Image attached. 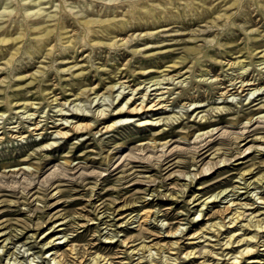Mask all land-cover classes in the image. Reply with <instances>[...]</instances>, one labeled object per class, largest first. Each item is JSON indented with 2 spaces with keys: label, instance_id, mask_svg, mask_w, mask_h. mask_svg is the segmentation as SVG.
Segmentation results:
<instances>
[{
  "label": "rangeland",
  "instance_id": "1",
  "mask_svg": "<svg viewBox=\"0 0 264 264\" xmlns=\"http://www.w3.org/2000/svg\"><path fill=\"white\" fill-rule=\"evenodd\" d=\"M53 3H59V0H53ZM231 3L232 0H220L211 11L197 12L191 19L176 17L171 23L144 24L139 22L144 17L139 16L138 22L132 25L115 22L114 17L122 12L105 11L98 16L101 6L96 5L97 11L88 13L90 20L84 25L90 26L93 32L90 40L95 47H83L79 43V34L83 32L81 22L67 14H60L55 22L44 17L25 22L15 15L0 22L7 25L0 31V37L8 41L0 45V113H9L5 131L0 132V136H4L0 141V182L4 185L0 186V233H3L0 241L11 237V243L9 241L0 256V264H6L15 246L32 236L39 239V244H46L69 233L74 234L67 241L43 249L45 254L55 253L43 264H57V261L65 264L64 254L76 255V245H91L92 252L113 258L112 264L123 261L135 264L141 255L131 251L139 247L131 241L141 233L136 226L137 218H143V227L149 230L143 235L151 248L153 244L165 245L164 251L169 254L168 246L172 242L178 244L171 256L178 264H264V231L260 230L254 242L245 240L253 234L251 225L264 221V204L251 195L256 192L264 199V183L262 186L255 183L264 175V127H261L264 125V92L250 99L252 91L240 93L239 107L230 98L221 99L223 96L220 95L231 87L232 80L244 79L264 87V70L259 68L264 64V55H260L264 53V17L253 18L249 23V28L259 27L260 31L242 30L239 25L244 23V18L231 15L235 11L229 7ZM2 6L3 0H0V8ZM35 8L36 5L30 4L23 10L34 11ZM136 33H141V37L126 49L123 42ZM117 41L120 46L113 50ZM128 49L142 51L136 53ZM197 57H200L199 62L194 64ZM190 70L193 75L208 77L214 83L193 81L186 89L173 88L166 83L165 86L173 88L174 93H180L171 102V107H179L184 102L204 106L195 111L191 109L186 121L172 125L162 134L153 135L165 127L158 121L172 115L165 108L122 119L129 123L103 133L99 138L103 140L102 144L97 143L89 132H82L63 138V142L55 147H44L58 139L53 134L61 127L59 123H52L53 120L75 121L74 118L80 117L89 122L93 120L91 116L78 113L53 115L49 101L58 97L60 105L70 101L83 103V97L79 101L73 98L89 87H94L92 95H97L109 84H115L117 79L136 86L162 78V75L183 79ZM5 80L8 82L2 83ZM144 91L140 89L136 98L124 95L113 109L122 106L128 97L139 103ZM149 94L153 98V93ZM33 104H39V108L32 107ZM55 106L58 105H52ZM95 107L101 105L96 103ZM209 107H223L228 111H217L210 118L201 120L204 122L191 118ZM22 108L38 114L32 121H20L16 113ZM46 112V122L40 126ZM117 120L111 116L98 121L91 132H99L103 125ZM142 120H148L149 124L137 126V121ZM17 122L21 127L13 131L12 124ZM25 124L28 127H24ZM35 124L39 130L33 131L31 128ZM242 125H246V129H242ZM183 127L188 129L187 140L192 143L184 142L185 134L179 131ZM19 136L27 139L20 142L15 139ZM77 140L81 142L74 145ZM34 151L36 155H31ZM37 158L41 169L37 176L39 184L31 183L28 173ZM62 163L72 166L67 175L60 168ZM77 164L86 167L77 170ZM193 169L192 180L180 175ZM242 176L250 183L247 189L240 179ZM49 181L53 187L47 192V198L41 200V185ZM215 193L218 194L215 202L204 203ZM194 199H198V206L190 204ZM244 204L250 207H244ZM238 213L241 215L236 225L227 224ZM119 217L121 219L115 221ZM153 220L164 221L169 226L161 228L159 223L151 222ZM221 221L226 223L225 226L219 232H211L210 225ZM104 222L114 224V234H120L115 242L108 244L93 236L98 229H103ZM29 224L37 226L28 227ZM74 224L81 227L76 228ZM117 224L123 226L116 228ZM57 228L61 230L56 231ZM50 230L52 232L47 235ZM171 232H176V238H169ZM230 240L236 242L230 243ZM130 241L132 247L125 243ZM223 241L230 244L225 246ZM249 243L253 244L254 251L239 257V252ZM31 248L41 252L34 242ZM189 252L191 254L185 256ZM234 256L238 258L233 260ZM83 264L89 262L84 260ZM144 264L149 261L145 260ZM155 264L163 262L156 260Z\"/></svg>",
  "mask_w": 264,
  "mask_h": 264
},
{
  "label": "clouds",
  "instance_id": "2",
  "mask_svg": "<svg viewBox=\"0 0 264 264\" xmlns=\"http://www.w3.org/2000/svg\"><path fill=\"white\" fill-rule=\"evenodd\" d=\"M220 0H59V3H53V0H3V6L0 8V22L8 20L11 16H21L24 21L34 20L40 17H44L49 21L55 22L60 14H67L71 16L73 19L80 21L83 27V32L80 33V40L79 43L83 47H95L96 45L90 40L91 35L93 32L90 30L89 27H84L90 20L88 13L96 12V5H100L101 9L100 12L97 14L98 16H102L105 11H114V12H122L123 14L120 16H115V22H119L125 25H132L137 23V17L143 16L144 18L140 20V23L144 24H159L161 22H169L171 23L176 17H187L189 19L193 18L195 13L197 12H205L211 11ZM36 5L34 11H24L23 7L26 5ZM15 5V7H13ZM235 9L234 12L231 13L233 16H242L244 18V23L240 24L239 27L244 30L248 29L249 32H258L260 31L259 27L249 28V23L253 18L264 17V0H232L231 5ZM45 9H48L45 12ZM111 22V21H108ZM4 25L0 23V31L3 30ZM141 33H136L134 36L130 35L126 41L123 42V46L127 49L128 45L133 43L134 40H137L141 37ZM143 35H154V33H143ZM8 41L3 37H0V45L6 44ZM107 46V45H104ZM120 46L119 41L113 45V50ZM203 47V46H201ZM139 53L142 49H128ZM260 55H264V53H260ZM91 58V54H90ZM200 57H197L193 63L196 64L199 62ZM186 62V61H181ZM9 68H11V62L8 64ZM94 66V65H93ZM261 70H264V64L259 65ZM105 71L107 69H104ZM15 79L16 77H11ZM196 81L197 83H214L213 80H210L208 77H197L192 74L191 70L187 77L183 79H177L176 77H168L166 75H162V78L153 79L152 81H144L141 82L139 85L133 86L127 80H119L115 84H109L104 92L99 93L97 95H92L95 92L94 87H89L84 89L80 92L79 97H74V101H79L80 97H83L84 102H68L67 104L60 105L59 98L57 97L54 100L49 101V107L51 108V112L53 115L56 114H71V113H78L81 115H88L93 117V120L86 126H77V122L74 120H53L52 123H59L64 125L68 128L74 129L76 131H88L89 135H91L94 139H97V143L102 144L103 140L99 139L103 137V133L105 130L111 131L112 129L120 126L124 123H129V121H122L117 120L114 124L110 125L107 129H101L99 132H91V129L94 128L97 122L109 115L113 114V108L116 104H118L119 100L126 94L130 95L132 98H136L137 92L140 89H144V100L148 99L149 93H153V97H159L161 100H168L169 103H165L163 105L157 103L154 107H164L166 110L172 112L170 117H166L158 121V123L165 125L163 129L159 133H154L153 135L162 134L163 131L168 130L169 127L172 125L180 124L182 121H186L188 117V112L197 107H203L204 105L200 103H189L184 102L180 104L179 107L172 108L171 102L175 100L180 93H174L173 88L179 87L181 89H186L191 86V83ZM8 81H2V83H7ZM170 83L173 88L166 87L165 84ZM239 87V82L234 81ZM95 87H99L96 85ZM159 88L160 92L156 93L153 90ZM259 92H264V87L255 89L251 92L249 99L251 96H255ZM230 98L233 104H237V101L241 99L240 96H231V97H221V99ZM131 101L129 100L128 103ZM99 103L101 105L100 108H96L95 104ZM206 103V102H205ZM52 105H58L52 107ZM34 108H39V104L31 105ZM143 101L141 102L140 107H143ZM240 105L237 104V107ZM27 107V105L25 106ZM124 110H128L127 103L124 105ZM220 109L215 108H207L204 113H197L192 119L197 120H204L210 118L211 115ZM223 111H228V109H223ZM37 112H26L23 108L20 112L16 113V116L19 117L20 121H32L37 116ZM47 112L44 116L41 117L40 126L46 122ZM9 113H0V132L5 131V121L8 120ZM138 122V121H137ZM156 122V121H153ZM24 127H28L27 124L23 125ZM21 127L19 122L12 124V130L15 131ZM246 125H242V129H246ZM264 127V125H261ZM180 132L185 134L184 142L185 143H192L191 141L187 140V132L188 129L186 127L180 128ZM55 139L52 143L45 145L47 148L55 147L58 144L63 142V138H66L72 135V132H64V131H57L54 134ZM40 137L37 136V139ZM20 142H24L27 137L19 136L15 137ZM87 139V137H84ZM4 140V136H0V141ZM81 141L77 140L74 141L75 144H79ZM154 143L158 144L159 142L153 141ZM39 151V150H37ZM135 151V150H134ZM191 149H189V152ZM31 155H36V153H32ZM227 155V153H225ZM105 162H107V159ZM183 162V161H181ZM40 164L39 158L33 162V165L29 167V181L31 183L39 184L40 181L37 179V176L41 174V169L38 166ZM71 164L65 165L61 164L60 168L64 171L67 175L71 168ZM76 169L79 170L82 167H86V165H75ZM105 172L107 169L104 170ZM194 169L189 172H181L180 175L186 177L189 180L193 179ZM99 175V174H98ZM261 182H264V176L261 177ZM0 186H4L2 182H0ZM50 181L46 182L44 185H41L40 192L42 195L40 196L41 200L47 198V192L51 191ZM47 189V191H45ZM60 189H57L59 191ZM236 191H239L237 189ZM56 193H53L55 195ZM251 195L258 200L259 203L264 204V199H260L257 196L256 192L251 193ZM217 197H213L216 199ZM44 205L41 204V208ZM244 207H250L249 205H244ZM97 211H99L97 209ZM104 215L113 216L114 213H104ZM54 218V217H53ZM74 219V218H73ZM83 219L89 223H94L88 217H83ZM129 219H132L131 217ZM153 223H159L161 228L168 227L169 225L164 221H151ZM41 222V225L42 226ZM143 221H140L137 218V227L141 229L140 235L137 237L131 238V241H134L139 245L137 248H133V253H140L141 255L136 260L135 264H144V261H149V264H155L156 260H160L163 264H178V261L172 259L171 256L175 254V249L178 247V244L169 247V254H166L164 249L161 248L159 254L153 251L151 247L147 246V242L144 239V233H148L149 230L143 227ZM37 225L29 224L28 227H36ZM86 227L87 225H83ZM219 226V225H218ZM74 227L79 228L81 225L74 224ZM261 231H264V225L261 226ZM115 229L109 225L105 224L103 229H98L93 236L98 241H103L106 243L115 242L120 238V234H114ZM22 234V233H21ZM74 233H69L67 236L53 238L46 244H39V239L36 236H32L29 238L28 241H25L23 244H19L15 246V249L12 254H10L6 260V264H43L45 259L51 260V254H45L43 249L48 248L51 244L54 243H62L67 241ZM155 235V233H152ZM11 237L9 240H5L3 245H0V256H2L5 252V246L9 244ZM254 238L246 237L245 240H251ZM125 242L128 247H132V242ZM35 243L41 249V252H34L32 251L31 244ZM243 242V241H242ZM227 246V244L225 245ZM156 247L160 248L159 245ZM91 245H76V255L69 257L67 253L64 254L63 258L65 260V264H83L84 260H87L89 264H112L113 258H105L99 253L92 252ZM206 251V250H205ZM248 252L254 251L253 248H248ZM211 254V253H209ZM21 257H23L21 259ZM121 264H128L127 261L121 262Z\"/></svg>",
  "mask_w": 264,
  "mask_h": 264
},
{
  "label": "bare ground",
  "instance_id": "3",
  "mask_svg": "<svg viewBox=\"0 0 264 264\" xmlns=\"http://www.w3.org/2000/svg\"><path fill=\"white\" fill-rule=\"evenodd\" d=\"M24 73V72H23ZM244 77V76H243ZM237 79V78H236ZM234 81H236V80H234ZM234 81L232 80V81H230V85L229 86H231V87H228V89H226V90H224L220 95L221 96H223V97H225V96H231V95H239L240 93H242L243 92V94H244V91H249V92H251V91H253V90H255V89H258V88H261L260 86L258 87V84H254L253 82H245V80L244 79H240L238 82H239V87L237 86V84L236 83H234ZM262 84V83H261ZM250 86H253V88H250ZM155 90V92L156 93H159L158 91H159V88H156V89H154ZM247 94V93H246ZM150 95V94H149ZM148 95V96H149ZM152 95V94H151ZM242 95V94H241ZM220 96V97H221ZM139 97V96H138ZM137 97V98H138ZM131 97H128L127 98V100L125 101V103L122 105V106H118V107H116L115 109H113V114L112 115H109V116H107V117H105V118H103V119H101V120H105V119H108V118H110L111 116H115V117H117V119L118 120H122V119H128V118H130V117H132V116H136V115H141V114H144V113H147V112H156V111H160V110H162V109H164V107H159V108H157V107H154V105L155 104H157V103H159V104H161V105H163V104H165V100H161V99H159V97L157 96V97H153V98H148V99H146V100H144V94H142L140 97H139V99H140V101H139V103H137L136 102V100H134V99H132V101H131V99H130ZM224 99H226V98H224ZM131 101L130 103H128V101ZM143 101V107H140V105H141V102ZM127 103V107H128V110H124V105ZM191 103V102H190ZM252 104V103H251ZM120 105V104H119ZM261 107V106H260ZM198 108V107H197ZM215 109H220V111L221 110H223L224 108L223 107H221V108H215ZM196 110V108H194L193 109V111H195ZM191 112V111H190ZM197 113H199V112H196L194 115H196ZM161 114V113H160ZM193 114V113H192ZM167 117H170V116H167ZM191 117H192V115H191ZM64 119V118H63ZM74 119H76L75 121L77 122V126L78 127H81V126H86V125H88L90 122L89 121H87L86 120V118H84V117H80V118H74ZM66 120V119H65ZM101 120H99V121H101ZM201 121V120H200ZM199 121V122H200ZM201 122H204V121H201ZM115 122H112L111 124H107V125H103L102 127H101V129L103 128V129H107L110 125H112V124H114ZM146 124H149L148 123V120H142V121H138L137 122V126H142V125H146ZM57 126V125H56ZM59 126L61 127L60 129H58L57 131H64V132H72V135L73 134H80V133H82V132H88V131H76V130H74V129H71V128H68V127H66V126H64V125H61V124H59ZM58 126V127H59ZM100 129V130H101ZM31 130H33V131H36V130H39V128H38V125L37 124H35L32 128H31ZM99 130V131H100ZM207 130V129H206ZM56 131V132H57ZM105 132H108L107 130H105L104 131V133ZM71 136V135H70ZM67 138V137H66ZM192 138V137H191ZM53 141H51V142H49V143H47V144H45V145H48V144H50V143H52ZM45 145H44V147H45ZM162 145H164V143L163 144H161V146ZM151 147V146H150ZM153 147V146H152ZM45 148H47V147H45ZM264 149V148H263ZM262 150V149H261ZM35 152V151H34ZM26 161H29V160H26ZM67 163H68V161H66ZM253 172V171H252ZM240 176V175H239ZM262 176H264V175H261L260 177H258L256 180H255V183H260L259 185L260 186H262V184L264 183V182H261V177ZM241 180H243V182H242V184H244V188H248L249 187V185H250V183L249 182H246L245 180H244V177L242 176L241 178H240ZM238 180V179H237ZM254 180V179H253ZM240 182V181H239ZM264 185V184H263ZM235 187V186H234ZM198 188V187H197ZM227 190V189H226ZM251 191V190H250ZM224 192V191H223ZM223 192H222V194H223ZM226 192V191H225ZM221 193V192H220ZM248 193H250V192H248ZM216 194V193H215ZM221 194V195H222ZM242 195V194H241ZM197 196V195H196ZM220 196V195H219ZM247 196V195H246ZM213 197H218V194H216V195H214V196H212V197H208V198H206L205 200H204V203H208V202H215V201H213V200H215V199H213ZM194 198V197H193ZM192 201V200H191ZM198 199H194L190 204H193L192 206H198L199 204H198ZM220 201V200H219ZM190 202V201H189ZM203 202V201H202ZM233 202V201H232ZM203 203V205H205ZM218 203V202H217ZM233 204V203H232ZM245 205V204H244ZM230 206V205H229ZM226 207H228V206H226ZM242 208V207H241ZM253 208V207H252ZM227 209V208H226ZM225 209V210H226ZM207 210V209H206ZM236 210V209H235ZM149 211V210H148ZM233 212V211H232ZM143 213V212H142ZM148 213V212H147ZM145 214V217L147 218V217H149V215L148 214ZM244 213V212H243ZM262 213V212H261ZM119 214V213H118ZM263 214V213H262ZM235 215V214H234ZM240 213H238L237 215H235V216H232L231 218H230V221L227 223V224H233L234 223V225H236L235 224V222L239 219V217H240ZM258 215V214H257ZM195 216H197V215H195ZM230 216V215H229ZM98 217V216H97ZM144 217V216H143ZM228 217V216H227ZM243 216H241V218H242ZM99 218V217H98ZM104 218V217H103ZM221 218V217H220ZM251 218V217H250ZM253 218V217H252ZM115 219V218H114ZM121 218L119 217V218H116L115 219V221H118V220H120ZM143 219V218H142ZM141 219V220H142ZM148 219V218H147ZM198 219V218H197ZM246 219V218H245ZM263 219V218H262ZM102 220V219H101ZM140 220V221H141ZM222 220V219H221ZM224 221V220H223ZM223 221H221V222H219V223H216V224H213V225H210V229L212 230L211 232H219L221 229H222V227H224L225 226V224L226 223H224ZM239 221H241V220H239ZM244 221V220H243ZM254 221V220H253ZM103 222V221H102ZM106 222V221H105ZM105 222L103 223V224H105ZM146 222V221H145ZM99 223V222H98ZM213 223V222H212ZM59 225H60V223H58ZM252 224V223H251ZM207 225V224H206ZM219 225V226H218ZM240 225V224H239ZM245 224H243V226H244ZM262 225H264V221L263 222H258L257 224H252L251 226L252 227H254V229L253 228H251V230H252V232H253V234H251L252 236H251V238H255L256 239V237H257V235H258V233L259 232H261L260 231V229H261V226ZM58 226V225H57ZM56 226V227H57ZM111 226H114V224H111ZM117 227L116 228H121L123 225H121V224H117L116 225ZM232 226V225H231ZM230 226V227H231ZM215 227V228H214ZM102 228V227H101ZM228 228V227H227ZM248 228V227H247ZM179 229V228H178ZM229 229V228H228ZM52 230H54V229H52ZM52 230H50V231H48V233H47V235L48 234H50L51 232H52ZM59 230H61V229H59V228H57L56 229V231H59ZM227 230V229H226ZM178 231V230H177ZM202 231V230H201ZM206 232V231H205ZM224 232V231H223ZM226 232V231H225ZM117 233V232H116ZM172 233V232H171ZM221 233V232H220ZM239 233V232H238ZM174 234H175V236H176V232L175 233H172V234H170V235H168L169 236V238H176L175 236H174ZM197 234V233H196ZM211 234V233H210ZM234 234V233H233ZM215 235H216V233H215ZM1 236H3V233H0V238H1ZM14 236H16V235H14ZM166 236V235H165ZM197 236V235H196ZM234 236V235H233ZM247 236V235H246ZM27 237H29V236H27ZM192 237V236H191ZM235 237V236H234ZM50 238V237H49ZM196 238V237H195ZM201 238V237H200ZM259 238V237H258ZM15 239V238H14ZM52 239V238H51ZM255 239H251V240H249L250 242H252V240H253V242H254V240ZM211 240V239H210ZM222 240V239H221ZM229 240V239H228ZM27 241V240H26ZM231 241V240H230ZM1 242H3V240L2 241H0V243ZM123 242V241H122ZM224 242V241H223ZM232 242H236V240H233V241H231L230 243H232ZM10 243H11V241H10ZM112 243V242H111ZM225 243V242H224ZM229 242H226L225 244H227V245H229L230 244ZM109 244V243H108ZM216 244V243H215ZM221 244H222V242H221ZM247 244V243H246ZM138 245V244H137ZM157 245H159L160 246V248H158V247H156ZM173 245H175V242H172L171 244H170V246H173ZM147 246L148 247H151L150 245H148L147 244ZM222 246V245H221ZM249 246H250V248H252V247H254L253 246V244L251 245V243H249L248 244V246L246 247V248H243L240 252H239V257H241L242 256V254H245V253H248V251H247V249L249 248ZM136 247V246H135ZM164 247H165V245H160V244H153V248L152 249H154V251L155 252H157V254H159V252H160V250H161V248H163L164 249ZM223 247V246H222ZM51 248V247H50ZM167 248V247H166ZM70 249V248H69ZM167 249H169V247L167 248ZM207 249V248H206ZM73 250V249H72ZM132 251V254H136V253H133V249L131 250ZM169 251V250H168ZM130 252V251H129ZM181 252V251H180ZM229 252V251H228ZM50 253V252H49ZM182 253V252H181ZM51 255H53V254H55V253H50ZM191 254V252H189L188 254H185V256H188V255H190ZM209 254V253H208ZM214 254V253H213ZM220 254V253H219ZM193 255H194V253H193ZM221 255V254H220ZM225 255V254H224ZM241 255V256H240ZM56 256V255H55ZM238 256V255H237ZM61 257V256H60ZM103 257H105L106 258V256H103ZM176 257V256H175ZM188 258V257H187ZM226 258V257H225ZM234 258H238V257H236V256H234L233 257V260H234ZM52 259H54V258H52ZM231 259V258H230ZM136 260V259H135ZM232 260V259H231ZM193 261V260H192ZM235 261H236V259H235ZM224 262V261H223ZM231 262V261H230ZM234 262V261H233ZM250 262H255V260H250ZM159 263V262H158ZM160 263H161V261H160ZM57 264H60V262L59 261H57Z\"/></svg>",
  "mask_w": 264,
  "mask_h": 264
}]
</instances>
